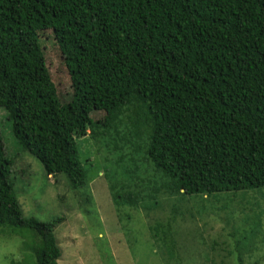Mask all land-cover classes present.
Returning <instances> with one entry per match:
<instances>
[{"label": "trees", "instance_id": "obj_1", "mask_svg": "<svg viewBox=\"0 0 264 264\" xmlns=\"http://www.w3.org/2000/svg\"><path fill=\"white\" fill-rule=\"evenodd\" d=\"M47 42L78 105L69 126ZM94 93L103 119L89 117ZM0 111V228L22 238L24 264H57L62 217L23 216L9 144L79 189L88 171L67 142L89 132L109 150L100 161L119 206L139 204L134 178L149 171L148 206L162 187L178 201L262 188L264 0H0ZM148 231L156 245L167 235L159 223Z\"/></svg>", "mask_w": 264, "mask_h": 264}, {"label": "rangeland", "instance_id": "obj_2", "mask_svg": "<svg viewBox=\"0 0 264 264\" xmlns=\"http://www.w3.org/2000/svg\"><path fill=\"white\" fill-rule=\"evenodd\" d=\"M49 50L47 42L46 52ZM48 58L55 93L66 107L69 126L80 114L77 103L71 100L74 94L68 72L52 51ZM101 99L98 94L91 97L89 117L93 120L108 114ZM4 121L0 111V131H5ZM1 134L4 145L14 142L11 135ZM71 142L67 143L77 146L88 171L89 180L79 189H74L63 174L47 176L34 156L16 154L12 144L6 145L13 160V190L23 216L38 222L62 217L54 229L61 253L57 264H237L239 258L242 264H264V187L182 201L162 187L154 205L148 206L151 191L147 187L152 179L147 180L153 178L149 171L134 178L135 191L142 197L136 207L114 205L104 177L105 165L100 161L109 156V150L105 145L96 146L89 132L80 139L72 136ZM158 223L167 233L163 236L166 246L151 240L148 230ZM1 229L5 233L0 234V264H10L11 260L24 264L22 238L9 234L8 228ZM169 245L175 247L170 257L165 251Z\"/></svg>", "mask_w": 264, "mask_h": 264}]
</instances>
